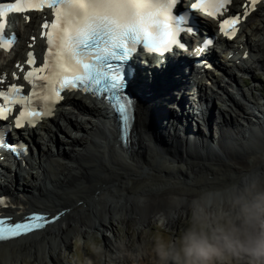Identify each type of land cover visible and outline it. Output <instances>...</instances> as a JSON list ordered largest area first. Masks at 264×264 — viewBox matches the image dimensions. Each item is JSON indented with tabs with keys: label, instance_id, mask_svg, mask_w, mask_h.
I'll use <instances>...</instances> for the list:
<instances>
[{
	"label": "bare ground",
	"instance_id": "bare-ground-1",
	"mask_svg": "<svg viewBox=\"0 0 264 264\" xmlns=\"http://www.w3.org/2000/svg\"><path fill=\"white\" fill-rule=\"evenodd\" d=\"M241 36L245 42L238 54L247 48L249 63L264 71L261 57L264 54L259 55L264 45V8L248 17ZM255 37L259 38L257 42ZM235 42L238 44L239 40ZM227 54L216 55L221 66L218 63V69L226 80L207 72L206 79L213 82L219 93L206 85V80L193 84V78L186 79L190 84L189 94L194 97L192 102L180 91L183 81L175 75L180 68L170 73L165 62H157L156 71L147 72L151 77L143 76L131 85L141 95L134 105L126 140L121 138L120 122L112 107L77 94H69L54 117L25 134L37 158L31 154V158L21 160L18 168L21 174L10 167H2L5 173H0V195L8 194L11 204L0 211L15 218L37 209L49 217L58 211L65 214L41 230L0 242V264H14L24 255L33 257L35 264H65L64 253L70 252V238L81 233L86 236L92 230L101 233L105 239L104 252L113 253L117 264H129L134 242L129 238L119 239L111 219L125 226L135 224L137 229L148 227L157 219L166 227L174 228L184 215L188 201L203 189L222 185L253 161L257 167L264 168V161L260 160L264 146L255 148L249 140L256 134L264 142V101L260 102L253 92L255 87L242 89L232 71L234 68L249 73L250 64L244 60L236 63L235 59L240 56L227 59ZM224 59L229 62L225 64ZM12 60V54L5 55L6 66ZM184 99L187 100L183 104ZM183 123L188 125L185 127ZM71 132L80 136L73 137ZM150 150L161 155L174 173L184 179L187 173L180 169L192 168L190 173L194 172L197 177L195 183L184 188L151 189L156 184L177 181L165 177L161 171L162 176L153 178L148 175L149 166H137L136 160ZM106 155L117 160L123 169L103 164ZM128 158L131 164L122 161ZM98 159L99 169L96 170L94 162ZM209 159L215 162L207 164L205 161ZM143 169L148 170L146 176L142 174ZM93 175L98 178L93 179ZM108 186H119L127 196L120 193L117 200L100 202L101 190L113 188ZM120 201L123 203L119 206L113 204ZM136 245L145 248L143 240L138 239ZM132 259L137 261L136 257ZM141 259L144 261L143 256L138 260Z\"/></svg>",
	"mask_w": 264,
	"mask_h": 264
},
{
	"label": "snow or ice",
	"instance_id": "snow-or-ice-1",
	"mask_svg": "<svg viewBox=\"0 0 264 264\" xmlns=\"http://www.w3.org/2000/svg\"><path fill=\"white\" fill-rule=\"evenodd\" d=\"M180 0H10L0 3V49L10 51L14 46V34L6 31V17L10 13L22 14L25 21L29 13L51 10L52 19L41 25V37L47 50L43 62L37 66L33 52L29 51L25 64H17L23 79L31 85V91L23 94V86H0V121L14 117V127L34 126L46 117L54 115L63 93L83 92L103 99L119 115L121 138L130 134L134 102L125 93L124 62L128 61L143 44L148 52L171 51L172 47H184L178 40L179 33L191 32L182 27L187 13L174 16L173 9ZM261 0H246L242 12L229 15L219 24L220 32L229 38L238 32L242 18L250 15ZM232 0H195L192 9H199L210 17L227 11ZM34 39V38H33ZM210 43V42H206ZM16 77V73H12ZM5 78L0 76V85ZM39 89V90H37ZM13 127H0V148L17 156L26 152L23 143H8L5 133ZM6 200L0 197V205ZM65 213L49 217L33 212L12 222L11 217H0V242L20 238L35 230L56 222Z\"/></svg>",
	"mask_w": 264,
	"mask_h": 264
},
{
	"label": "clouds",
	"instance_id": "clouds-1",
	"mask_svg": "<svg viewBox=\"0 0 264 264\" xmlns=\"http://www.w3.org/2000/svg\"><path fill=\"white\" fill-rule=\"evenodd\" d=\"M184 212L178 235L152 237L148 264H264V168L254 161L194 196Z\"/></svg>",
	"mask_w": 264,
	"mask_h": 264
},
{
	"label": "rangeland",
	"instance_id": "rangeland-1",
	"mask_svg": "<svg viewBox=\"0 0 264 264\" xmlns=\"http://www.w3.org/2000/svg\"><path fill=\"white\" fill-rule=\"evenodd\" d=\"M256 42L258 41V37L253 38ZM263 55L264 54V45H261V48L259 50V55ZM257 53V56H259ZM221 57V56H220ZM262 59H264L263 56H261ZM224 61L226 63H228L229 61H227L226 59H224ZM248 64V63H247ZM250 64V63H249ZM248 64V65H249ZM250 68L251 71L249 73H244L243 77H239L238 78V83L239 85H241L240 87L242 89H246L247 87H252L253 83L256 84V90L254 89L253 92H255V95L259 96V100L260 102L264 101V71H262L261 69H256L254 66H252L250 64ZM246 78V80H245ZM232 84V82H231ZM237 95V93H236ZM238 97V95H237ZM256 112V110L254 111ZM182 125H184L185 127L188 124L183 123ZM160 129V128H159ZM167 129V127H166ZM161 131H166L163 130V128L160 129ZM183 133V132H182ZM73 137H79L80 134L75 133V132H71ZM256 137H255V136ZM252 135L249 140L251 142V144H255V148H261L264 146V142L260 139V137H258L256 134ZM255 137V138H254ZM257 139V141H256ZM253 140V141H252ZM40 143H42V139L38 140ZM253 142V143H252ZM263 144V145H262ZM183 146H185L183 144ZM187 146V145H186ZM254 146V145H252ZM65 148L67 146H64ZM253 148V147H252ZM91 151H93V149H90ZM37 158V156L35 157ZM105 158V157H104ZM145 159V160H144ZM261 161H264V151H263V156H261ZM124 163H128L131 164L129 162H131L128 158V160H122ZM137 166L141 167V166H149V173L148 175H151V177H158V176H162V174L159 173V171H161L162 173H164L168 178H171L173 181H177V183H169V182H164L162 184H156L154 187H152L151 189L155 190L157 188H166V189H173L174 187H187L188 185H190L191 183H195L194 181L196 180L197 177H194V172L190 173V170H193L192 168H190L189 166H186V168H181L180 170H183L184 173L186 174V178H182L183 176L177 175L174 173L173 167L168 166V162L165 161L163 159V157L161 155L156 154L153 150H150L148 152L145 153L144 156H142L141 158L137 159ZM142 161V162H141ZM193 161L194 160H190ZM207 164L210 163H214L215 161H213L212 159L206 160L205 161ZM95 166H96V170L99 169V159L97 162H94ZM103 164L107 165H111L113 167H118L120 168L119 162L117 160H114L112 157H109L108 155H106V159L103 160L102 162ZM118 163V164H117ZM145 163V164H144ZM124 166H121V170L123 169ZM208 167V166H206ZM210 168V167H209ZM119 169V171H120ZM118 171V172H119ZM203 171L204 170H200ZM148 170L143 169L142 170V174H144L143 176H146ZM24 174V172H23ZM25 175V174H24ZM97 177H95L94 175L92 176L93 179L98 178V175H96ZM211 176H207V178H210ZM54 178V177H52ZM50 178H48L49 180ZM184 179V180H183ZM187 184V185H186ZM108 187H113L107 190H101L103 193V197H101L100 202L103 200L107 201L108 200H117L119 199L121 196L119 195L120 193H124V191L118 186L114 187V186H108ZM205 190V189H203ZM77 191V189H76ZM125 194V193H124ZM119 195V196H118ZM127 196V194H125ZM89 200V199H88ZM123 202H115L113 204L119 206L120 204H122ZM36 206H41L40 204H37ZM27 208H32L35 209L36 207H27ZM39 210V209H37ZM186 213H184L185 215ZM176 221L174 228H168L166 227L164 224H162L160 221H157V219H155V222L150 224L148 227L145 228H140L137 229L135 224H130L128 226L122 225V224H116L115 220L111 219V222L115 225L116 229H117V234L119 239L126 241L128 238L130 239V242H134V246L132 247V249L130 250L129 254H136L138 253V251H143L145 254L144 255H139V256H135L132 255L130 260H129V264L130 261H133L132 258L136 257L137 258V264H148V258H147V250L151 247V240L152 237L157 234L158 232H164L166 235L167 234H171L173 236L178 235L184 227V223H183V216ZM107 235L111 237V234L109 232H107ZM109 237V238H110ZM138 239L143 240L145 243V248H138L136 243L138 241ZM105 239H103L101 233L99 231L96 230H92L90 231V233L86 236H83V233L81 234H74L72 236V238H70V252L68 254L64 253V262L65 264H117V258H115L114 254L111 252H104V243ZM111 249L114 251L115 248ZM24 254V253H23ZM106 254L109 255V257L107 258ZM111 255V256H110ZM130 256V255H129ZM140 256H143V260H138L140 259ZM24 259V260H23ZM23 259H19V262H15L14 264H35V262L33 261V257H31L30 255H24ZM125 264V263H124Z\"/></svg>",
	"mask_w": 264,
	"mask_h": 264
}]
</instances>
